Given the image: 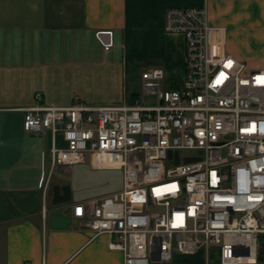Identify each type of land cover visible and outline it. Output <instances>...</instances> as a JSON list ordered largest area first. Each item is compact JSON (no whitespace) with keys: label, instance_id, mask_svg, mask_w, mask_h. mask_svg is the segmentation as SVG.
I'll return each instance as SVG.
<instances>
[{"label":"built area","instance_id":"built-area-1","mask_svg":"<svg viewBox=\"0 0 264 264\" xmlns=\"http://www.w3.org/2000/svg\"><path fill=\"white\" fill-rule=\"evenodd\" d=\"M163 30L184 42V79L162 87L164 71L141 72V92L119 105L38 102L22 129L51 135L45 190L57 166L118 171L120 188L72 206L71 218L108 236L122 264H165L174 253L204 264H258L264 234V69L226 50L223 26L205 5L168 7ZM109 43H103L108 50ZM57 137L61 139L58 142ZM29 264V263H26Z\"/></svg>","mask_w":264,"mask_h":264},{"label":"crops","instance_id":"crops-1","mask_svg":"<svg viewBox=\"0 0 264 264\" xmlns=\"http://www.w3.org/2000/svg\"><path fill=\"white\" fill-rule=\"evenodd\" d=\"M208 3L210 23L223 26L225 35L227 27L216 16L227 5L264 25V0H0V264H122V253L108 248L107 235L92 237L75 218L63 228L48 220L51 213L71 217L74 204L118 190L120 173L109 187L107 171L91 168L86 158L54 168L43 190L39 178L49 169L51 135L24 131L23 109L38 102L37 92L39 102L51 106H68L74 97L93 106L123 104L137 95L141 72L154 66L164 71V87L180 86L184 42L164 32V12ZM101 31L110 32L108 50L97 37ZM96 44L103 53L94 50ZM101 76L120 79V91L93 100L56 93L62 80ZM54 184L70 187V199L57 206ZM172 260L204 264V254L174 253Z\"/></svg>","mask_w":264,"mask_h":264},{"label":"rangeland","instance_id":"rangeland-1","mask_svg":"<svg viewBox=\"0 0 264 264\" xmlns=\"http://www.w3.org/2000/svg\"><path fill=\"white\" fill-rule=\"evenodd\" d=\"M207 14L210 23V3L207 4ZM218 8L215 11L218 12ZM217 22L224 24L227 27L226 35V50L238 60L244 62L249 69H264V25L252 22L249 19L244 9H239L233 5L222 7L221 11L216 16ZM95 51L103 49L99 44L94 45ZM58 90L56 93H76L81 98L88 100V98L105 99L111 98L112 92L120 91L121 80H113L109 77H95L87 79H67L57 83ZM134 84V81H133ZM164 87V82L162 83ZM135 88L138 90L137 94L141 92L140 84L135 83ZM55 91V90H53ZM88 161V156H87ZM103 178L106 184L110 187L118 183V171L106 170ZM59 208V207H58ZM61 210L60 208L58 209ZM190 256V255H185ZM172 259L165 264H172ZM187 264H191L187 262ZM264 264V263H258Z\"/></svg>","mask_w":264,"mask_h":264},{"label":"water","instance_id":"water-1","mask_svg":"<svg viewBox=\"0 0 264 264\" xmlns=\"http://www.w3.org/2000/svg\"><path fill=\"white\" fill-rule=\"evenodd\" d=\"M97 37L102 43L110 42L109 31H101L97 33ZM52 191H53L52 203L55 206H57L60 203L66 202L70 199V187L67 184L61 186L58 184H54L52 187ZM48 220L51 227L63 228L70 223L71 217L66 216L64 214L51 213L48 216Z\"/></svg>","mask_w":264,"mask_h":264},{"label":"trees","instance_id":"trees-1","mask_svg":"<svg viewBox=\"0 0 264 264\" xmlns=\"http://www.w3.org/2000/svg\"><path fill=\"white\" fill-rule=\"evenodd\" d=\"M257 259L259 263H264V234L260 237Z\"/></svg>","mask_w":264,"mask_h":264}]
</instances>
